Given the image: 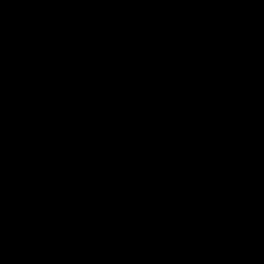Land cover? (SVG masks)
I'll use <instances>...</instances> for the list:
<instances>
[{"label":"water","instance_id":"1","mask_svg":"<svg viewBox=\"0 0 264 264\" xmlns=\"http://www.w3.org/2000/svg\"><path fill=\"white\" fill-rule=\"evenodd\" d=\"M0 264H264V0H0Z\"/></svg>","mask_w":264,"mask_h":264}]
</instances>
